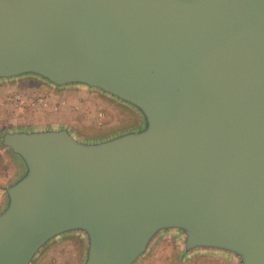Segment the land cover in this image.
I'll return each instance as SVG.
<instances>
[{"label":"water","instance_id":"obj_1","mask_svg":"<svg viewBox=\"0 0 264 264\" xmlns=\"http://www.w3.org/2000/svg\"><path fill=\"white\" fill-rule=\"evenodd\" d=\"M85 89L138 117L86 137L0 130V264L65 239L80 264H264V0H0V86Z\"/></svg>","mask_w":264,"mask_h":264},{"label":"rangeland","instance_id":"obj_2","mask_svg":"<svg viewBox=\"0 0 264 264\" xmlns=\"http://www.w3.org/2000/svg\"><path fill=\"white\" fill-rule=\"evenodd\" d=\"M137 120L135 113L81 88L57 91L32 80L0 86V130L32 123H61L82 136L100 137L133 127ZM13 170L12 161L0 151V207L1 187ZM180 252L179 237L166 236L141 264H232L215 255L182 259ZM80 259L79 242L65 239L46 249L35 264H80Z\"/></svg>","mask_w":264,"mask_h":264},{"label":"built area","instance_id":"obj_3","mask_svg":"<svg viewBox=\"0 0 264 264\" xmlns=\"http://www.w3.org/2000/svg\"><path fill=\"white\" fill-rule=\"evenodd\" d=\"M19 99H20V97H19Z\"/></svg>","mask_w":264,"mask_h":264}]
</instances>
